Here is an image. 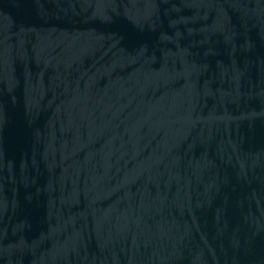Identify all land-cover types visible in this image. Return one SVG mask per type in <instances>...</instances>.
Wrapping results in <instances>:
<instances>
[{"label":"water","instance_id":"water-1","mask_svg":"<svg viewBox=\"0 0 264 264\" xmlns=\"http://www.w3.org/2000/svg\"><path fill=\"white\" fill-rule=\"evenodd\" d=\"M0 264H264V0H0Z\"/></svg>","mask_w":264,"mask_h":264}]
</instances>
